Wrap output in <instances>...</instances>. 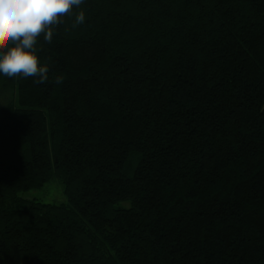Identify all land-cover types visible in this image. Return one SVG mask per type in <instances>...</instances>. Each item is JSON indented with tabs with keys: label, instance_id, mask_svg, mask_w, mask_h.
<instances>
[{
	"label": "trees",
	"instance_id": "trees-1",
	"mask_svg": "<svg viewBox=\"0 0 264 264\" xmlns=\"http://www.w3.org/2000/svg\"><path fill=\"white\" fill-rule=\"evenodd\" d=\"M82 8L0 77V264H264V0Z\"/></svg>",
	"mask_w": 264,
	"mask_h": 264
},
{
	"label": "clouds",
	"instance_id": "clouds-1",
	"mask_svg": "<svg viewBox=\"0 0 264 264\" xmlns=\"http://www.w3.org/2000/svg\"><path fill=\"white\" fill-rule=\"evenodd\" d=\"M84 3L85 0H0V77H32L37 84L48 81L50 69L42 62L40 45L53 43L65 16L75 15L73 27L85 24Z\"/></svg>",
	"mask_w": 264,
	"mask_h": 264
},
{
	"label": "rangeland",
	"instance_id": "rangeland-1",
	"mask_svg": "<svg viewBox=\"0 0 264 264\" xmlns=\"http://www.w3.org/2000/svg\"><path fill=\"white\" fill-rule=\"evenodd\" d=\"M62 183L53 179L40 189L23 193L28 199H35L43 203H60L66 201Z\"/></svg>",
	"mask_w": 264,
	"mask_h": 264
}]
</instances>
